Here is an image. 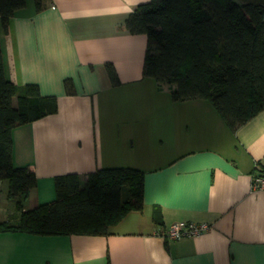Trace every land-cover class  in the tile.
Segmentation results:
<instances>
[{
    "label": "crops",
    "instance_id": "0c3cea01",
    "mask_svg": "<svg viewBox=\"0 0 264 264\" xmlns=\"http://www.w3.org/2000/svg\"><path fill=\"white\" fill-rule=\"evenodd\" d=\"M148 1L47 0L37 10L27 0L0 35L7 77L57 100L56 112L12 130L14 165L36 177L23 209L52 201L58 175L143 172L142 208L108 233L0 231V264H264V190L252 187L264 168V109L232 129L209 99L174 101V84L144 76L147 36L124 23ZM1 182L0 222L15 223L20 212ZM177 221L210 228L163 235Z\"/></svg>",
    "mask_w": 264,
    "mask_h": 264
},
{
    "label": "trees",
    "instance_id": "16d2710c",
    "mask_svg": "<svg viewBox=\"0 0 264 264\" xmlns=\"http://www.w3.org/2000/svg\"><path fill=\"white\" fill-rule=\"evenodd\" d=\"M26 1L0 0V35ZM33 2L37 10L47 4ZM124 25L130 33L146 34L143 75L174 84L172 100L209 99L232 129L264 109V4L149 0L136 5ZM106 66L117 83L113 65ZM56 111L55 96L40 94L34 83L20 90L7 77L0 48V179L7 180L8 196L20 212L17 222H0V231L106 234L128 210L142 208L141 170L118 166L83 178L76 172L58 175L52 201L22 208L36 177L30 166L14 165L12 130Z\"/></svg>",
    "mask_w": 264,
    "mask_h": 264
},
{
    "label": "built area",
    "instance_id": "2783aa9c",
    "mask_svg": "<svg viewBox=\"0 0 264 264\" xmlns=\"http://www.w3.org/2000/svg\"><path fill=\"white\" fill-rule=\"evenodd\" d=\"M252 187L264 190V171L252 174ZM210 228L206 222L177 221L170 224L163 235L168 238H181L185 236H196Z\"/></svg>",
    "mask_w": 264,
    "mask_h": 264
},
{
    "label": "rangeland",
    "instance_id": "374dc122",
    "mask_svg": "<svg viewBox=\"0 0 264 264\" xmlns=\"http://www.w3.org/2000/svg\"><path fill=\"white\" fill-rule=\"evenodd\" d=\"M0 188H1V191L2 192H4L5 191V189H4V187H3V185H2V182L0 183ZM2 194V193H1ZM2 195H4L5 196V194H2ZM6 198V197H5Z\"/></svg>",
    "mask_w": 264,
    "mask_h": 264
}]
</instances>
